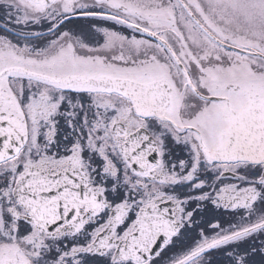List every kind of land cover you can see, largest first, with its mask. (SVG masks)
<instances>
[{
  "label": "snow or ice",
  "instance_id": "snow-or-ice-1",
  "mask_svg": "<svg viewBox=\"0 0 264 264\" xmlns=\"http://www.w3.org/2000/svg\"><path fill=\"white\" fill-rule=\"evenodd\" d=\"M0 264H264V0H0Z\"/></svg>",
  "mask_w": 264,
  "mask_h": 264
}]
</instances>
